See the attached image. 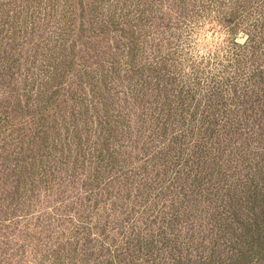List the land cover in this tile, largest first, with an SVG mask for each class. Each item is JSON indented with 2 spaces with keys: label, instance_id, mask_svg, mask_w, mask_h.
Returning a JSON list of instances; mask_svg holds the SVG:
<instances>
[{
  "label": "trees",
  "instance_id": "16d2710c",
  "mask_svg": "<svg viewBox=\"0 0 264 264\" xmlns=\"http://www.w3.org/2000/svg\"><path fill=\"white\" fill-rule=\"evenodd\" d=\"M18 1L22 20L0 13V87L20 97L0 116V264H264V0ZM90 23L117 44L96 62L70 33Z\"/></svg>",
  "mask_w": 264,
  "mask_h": 264
},
{
  "label": "rangeland",
  "instance_id": "374dc122",
  "mask_svg": "<svg viewBox=\"0 0 264 264\" xmlns=\"http://www.w3.org/2000/svg\"><path fill=\"white\" fill-rule=\"evenodd\" d=\"M31 1L29 3V6L31 5ZM100 1L101 2H108V4L109 3L114 4L120 0H100ZM123 1H125V0H121V2H123ZM22 4L23 3L19 2L18 0H0V13H2L5 16L7 21L22 20V18L24 16H21V13L24 11L21 10V8L19 7ZM57 8H62V7L57 6ZM113 9L114 8H112V11H113ZM90 18L92 19V15ZM0 29H1V26H0ZM35 29L36 28H33L32 30H35ZM91 29L98 30V29H100V26L97 24L90 23L89 27H87L86 31L80 32L78 35H75V33L71 32V31H70V33H71V35L76 36V39L78 40L77 46L79 44V48H78L77 52H79V54H82L84 56L83 57L84 61L85 60L87 61L88 55L90 54L91 56L95 57L94 62H96V61H100V59H103L102 53H109L108 47L112 46V49L115 50V47H117V44L111 42V40L109 41V44H108L106 42L101 43L100 41H97L93 38H90V37L96 38L93 35ZM55 31H56V29L50 25H48V26L42 25V27H40V30H37L36 33H38V34L40 33L39 36H42V39L44 41V43H42V44H44V46L46 48H47V46H49V33L52 34V36H54V39L52 41H50V43L52 45H56V47H51V48H55V51L59 52L60 51V47H59V43H58L59 40H58L56 33H53ZM36 38L39 39V37H36ZM245 40L246 39L244 37H241V39H240V41H243V42H245ZM99 46H103V48H101ZM95 53H97L98 55H96ZM9 74H11V73H9ZM11 83H12V86H14L13 80H11ZM33 86L34 85H32V83H31V85H29L28 87H26V88L24 87L25 91L29 90L30 88H34ZM36 89H37V87H36ZM7 91L9 93L11 92L10 90H7ZM9 93H6L7 97H5V94H4L3 90H1V87H0V116H2L4 111L7 110V108L10 106L12 101H14L13 102L14 105L18 104V102H19L20 97H15L16 93H14V97H10ZM21 99L26 100L27 97H21ZM11 108H13V106H11ZM23 110H24L23 108H19V109H17V111H14V113L18 115V116H16L17 117V126L15 127L16 130L25 129L27 126L21 125V122L30 120L29 117H27V113L29 110L26 109L25 112H23ZM110 110L112 111V109H110ZM23 114H24V116H22ZM32 134L33 133L30 131H25V132H20V133L18 132V135H17V136L21 137V140L25 139V141L18 140V142H16L15 144L19 145L20 147H24L26 155L28 154V150H29L27 140L30 139ZM51 146H53V143H51ZM61 150H64L63 147L61 148ZM254 152H255V149H252V153H254ZM58 154L60 155V153H58ZM65 155H68V152H66ZM59 158H60V156H59ZM67 161H68V159L66 160V162ZM73 161L74 160L72 159L70 164H72ZM58 170H59L60 176L62 178L66 177L68 175H71L73 173V172H67V171H64L61 169H58ZM48 191H49L48 188H43L40 192H42L43 196H44V192H48ZM50 200H52V199H49V201ZM251 200H252L250 203L251 208H253V210H255V211H258V213H261L262 212L261 210L263 209V206H264V195H260L257 198H252ZM88 206L92 207L93 206L92 202L88 203ZM76 208H77V205L74 206V208H73L72 204H68V206H67V208H65V210L68 211L70 209H76ZM95 212H97V211H95ZM97 213H100L99 210ZM19 244H22V242L19 241Z\"/></svg>",
  "mask_w": 264,
  "mask_h": 264
},
{
  "label": "clouds",
  "instance_id": "9594fccd",
  "mask_svg": "<svg viewBox=\"0 0 264 264\" xmlns=\"http://www.w3.org/2000/svg\"><path fill=\"white\" fill-rule=\"evenodd\" d=\"M241 43H243V41H240Z\"/></svg>",
  "mask_w": 264,
  "mask_h": 264
}]
</instances>
